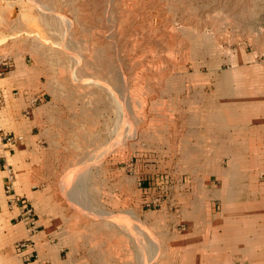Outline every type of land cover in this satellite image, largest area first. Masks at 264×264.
<instances>
[{
  "label": "rangeland",
  "instance_id": "obj_1",
  "mask_svg": "<svg viewBox=\"0 0 264 264\" xmlns=\"http://www.w3.org/2000/svg\"><path fill=\"white\" fill-rule=\"evenodd\" d=\"M0 56V264H264V0H0Z\"/></svg>",
  "mask_w": 264,
  "mask_h": 264
},
{
  "label": "built area",
  "instance_id": "obj_2",
  "mask_svg": "<svg viewBox=\"0 0 264 264\" xmlns=\"http://www.w3.org/2000/svg\"><path fill=\"white\" fill-rule=\"evenodd\" d=\"M9 58L7 56H0V76H2L6 71L9 70L10 68V63H9ZM5 101V96H4V90L3 88L0 87V103ZM37 101V98H34L31 100V105L27 106L25 109V114H30L32 111V106L35 104ZM3 139H6V143L9 146H12L16 144L17 142L21 141L23 139L22 135H16L13 134L11 135L10 133H4ZM9 150L11 151L10 147ZM4 167V170L7 171L6 175V185H5V191L8 193V203L10 206L14 207H19L20 210V215L22 218H24L27 223H29L33 228L37 227V220L34 214V206L33 204L30 203V201L25 200L24 196H20L16 194L14 191V182L16 179L15 172L12 167H7L6 161L2 165ZM29 242L25 241L21 245L24 247L29 246ZM34 251V250H33ZM33 251L30 253V255H33Z\"/></svg>",
  "mask_w": 264,
  "mask_h": 264
},
{
  "label": "crops",
  "instance_id": "obj_3",
  "mask_svg": "<svg viewBox=\"0 0 264 264\" xmlns=\"http://www.w3.org/2000/svg\"><path fill=\"white\" fill-rule=\"evenodd\" d=\"M18 145V144H17ZM17 145H15L14 146V148L17 146ZM254 158H253V164H252V166L254 167V168H257V169H259V167L260 168H264V159H261V158H258L257 159V155H254L253 156ZM6 159V158H5ZM259 159H260V161H259ZM6 161V160H5ZM3 167V166H2ZM259 171V170H258ZM4 172H5V170H4ZM3 171H1L0 170V210L1 211H3V209H4V194H5V191L3 190L4 189V184L6 183V174L4 173ZM256 173H257V171H256ZM259 177H262V174H261V176H260V174H259ZM228 181V180H227ZM226 181V182H227ZM25 197V196H24ZM25 200H28V201H30V199H28L27 197H25L24 198ZM22 220H25L24 218H22ZM26 221V220H25ZM33 229V228H32ZM31 228H29L28 230L30 231L29 233H28V235H29V238H31V237H34L35 235H36V232H34V233H32V230ZM35 229V228H34ZM260 230H263L264 231V227H262ZM263 244H264V242H263ZM47 249H49L48 251H51V253H53L55 256H56V253H54V250H53V247H50V248H47ZM44 252V254H48V252L47 253H45V251H43ZM58 263H60V262H58ZM57 263V264H58Z\"/></svg>",
  "mask_w": 264,
  "mask_h": 264
}]
</instances>
